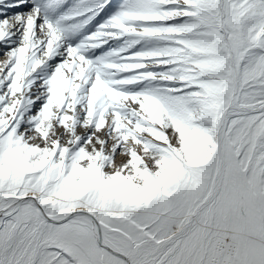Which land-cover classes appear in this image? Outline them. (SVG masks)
Listing matches in <instances>:
<instances>
[{"label": "snow or ice", "instance_id": "obj_1", "mask_svg": "<svg viewBox=\"0 0 264 264\" xmlns=\"http://www.w3.org/2000/svg\"><path fill=\"white\" fill-rule=\"evenodd\" d=\"M0 264H264V0H0Z\"/></svg>", "mask_w": 264, "mask_h": 264}]
</instances>
